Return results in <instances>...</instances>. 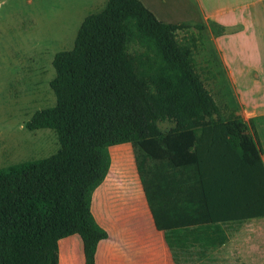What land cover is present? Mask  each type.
I'll list each match as a JSON object with an SVG mask.
<instances>
[{"label": "trees", "instance_id": "obj_1", "mask_svg": "<svg viewBox=\"0 0 264 264\" xmlns=\"http://www.w3.org/2000/svg\"><path fill=\"white\" fill-rule=\"evenodd\" d=\"M141 0H107L58 51L52 106L25 126L59 138L53 154L0 167V264H59V240L78 235L85 264L109 238L92 199L109 174L110 147L129 143L147 203L175 259L226 244V227L264 217V115L224 118L179 30ZM132 37L154 58L135 62ZM173 126L163 130L162 121Z\"/></svg>", "mask_w": 264, "mask_h": 264}, {"label": "rangeland", "instance_id": "obj_2", "mask_svg": "<svg viewBox=\"0 0 264 264\" xmlns=\"http://www.w3.org/2000/svg\"><path fill=\"white\" fill-rule=\"evenodd\" d=\"M144 1L160 12L158 16L164 22L194 21L199 17L195 0ZM106 2L0 0V167L46 157L60 147L54 130H28L25 124L36 110L55 104L56 96L50 86L56 74L54 56L58 51L74 46L84 18L101 10ZM226 20L231 25L229 31L219 37L221 46L226 58L242 62L238 73H242L243 81L237 83V87L245 104L257 107L258 100L264 99V95H253L260 83L247 66L258 62L253 38L247 31L249 21L239 11L233 12ZM197 23L202 27L179 30L177 37L191 46L195 68L220 105L222 117L241 115L248 120L260 115V112L241 111L234 98L227 71L214 44V35L222 31L218 24L213 21ZM234 23L237 25L232 26ZM127 50L137 63L146 55L154 58V51L136 37H132ZM159 126L168 130L173 122L162 121ZM260 136L264 159V130ZM110 151L112 166L106 182L96 192V214L103 213L104 221L111 227L132 226L146 219L148 209L134 152L128 143L114 145ZM226 229L229 235L226 244L209 251L192 247L187 253H178V263L264 264V217L234 222ZM75 237L82 242L78 235Z\"/></svg>", "mask_w": 264, "mask_h": 264}, {"label": "crops", "instance_id": "obj_3", "mask_svg": "<svg viewBox=\"0 0 264 264\" xmlns=\"http://www.w3.org/2000/svg\"><path fill=\"white\" fill-rule=\"evenodd\" d=\"M141 1L161 20L158 16L160 14L159 11L158 14L144 0ZM195 8L199 17L197 20L189 22L197 23L201 21L208 24L210 21H213L222 30L221 33L214 35V44L218 50L223 66L227 71L234 98L237 100L241 111L260 112V115L251 117L264 115V99L261 98L258 100L257 107H250L245 104L237 87V83L242 84L241 81H243L242 73H238V69L243 64L236 58L233 60L226 58L225 50L222 48L219 39L220 35H225L229 31L228 27L231 24L225 21H227L226 19H230V15L233 12L239 11L241 16L249 21L247 31L249 30L253 38L254 47L258 55V62L255 65L247 64V66L254 72V77L260 83L258 90L256 87L253 95H264V0H195ZM235 25L237 24L234 23L232 26ZM224 39L228 40V37L224 36ZM108 175L96 188L92 199V211L97 221L109 232V238L98 243L95 264H179L177 257L175 259L172 250L167 244L164 231L158 230L155 226L146 196L145 202L149 209L145 212L146 219L137 221L135 225L111 227L104 221L103 213L101 215L96 214L95 195L97 190L102 188L106 182ZM59 257V264H85L83 241L81 242L75 235L60 239Z\"/></svg>", "mask_w": 264, "mask_h": 264}]
</instances>
